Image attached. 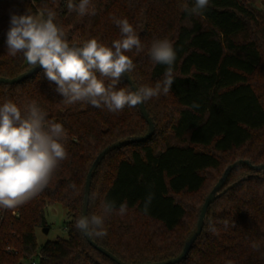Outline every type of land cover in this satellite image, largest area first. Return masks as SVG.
Instances as JSON below:
<instances>
[{
	"label": "trees",
	"instance_id": "16d2710c",
	"mask_svg": "<svg viewBox=\"0 0 264 264\" xmlns=\"http://www.w3.org/2000/svg\"><path fill=\"white\" fill-rule=\"evenodd\" d=\"M67 3L0 0V75L13 77L31 67L22 53L8 54L13 14L52 10L70 45L97 38L111 46L121 38L114 18L128 19L143 45L140 53H127L136 65L130 74L138 87L155 86L164 78L167 66L150 57L152 42H172L174 83L167 95L145 103L155 133L105 156L92 177L88 216L100 214L102 200L114 202L115 211L105 219L107 235L91 238L126 263L174 257L227 166L239 159L264 163V0L261 6L253 0H209L201 15L191 16L182 5L191 7L194 0H90L96 14L84 16L70 12ZM117 87L130 84L122 77ZM56 88L43 69L16 84L0 83V106L12 101L24 114L35 101L46 120L62 124L68 153L40 194L14 210L0 208V264H20L37 255L41 264H117L74 225L82 215L86 177L98 153L118 139L145 134L148 123L139 105L112 113L87 102L66 104ZM214 170L222 173L211 187ZM247 174L210 204L201 234L176 264H264V171L241 164L224 188ZM204 191L199 205L183 198ZM122 203L127 204L123 216L118 214ZM54 204L71 215L67 236L39 245L36 228L49 227L46 209Z\"/></svg>",
	"mask_w": 264,
	"mask_h": 264
},
{
	"label": "clouds",
	"instance_id": "9594fccd",
	"mask_svg": "<svg viewBox=\"0 0 264 264\" xmlns=\"http://www.w3.org/2000/svg\"><path fill=\"white\" fill-rule=\"evenodd\" d=\"M89 6L90 0H79L78 4L68 0L67 3L68 10L80 16L96 14L95 8ZM208 6L209 0H194L191 7L187 3L182 5L190 16L201 15ZM54 19L52 10L38 15L13 14L7 32V48L10 56L22 53L32 68L39 65L46 78L57 85L56 91L63 96L64 103L87 102L118 113L125 106L136 107L170 92L175 79L176 52L168 39L154 40L149 49L155 63L167 66L162 80L155 86L136 90L118 88L122 77L136 67L127 53L143 51L141 40L128 19L114 18L121 38L112 41L111 46L97 38L87 39L82 45H70L65 31ZM193 107L199 105L193 104ZM45 117L46 113L35 101L27 105L24 114L12 101L0 106V208L14 210L40 194L60 163L67 159L62 124ZM70 187L76 189L74 183ZM151 200L150 194L145 202V213ZM100 208V214L77 217L75 228L87 236H106L105 219L115 211L114 202L102 200ZM126 211L127 204L122 203L118 214L123 216ZM209 226L215 231L211 222Z\"/></svg>",
	"mask_w": 264,
	"mask_h": 264
},
{
	"label": "water",
	"instance_id": "95a60500",
	"mask_svg": "<svg viewBox=\"0 0 264 264\" xmlns=\"http://www.w3.org/2000/svg\"><path fill=\"white\" fill-rule=\"evenodd\" d=\"M41 69L42 68L39 65H37L33 68L30 67L26 71H23L22 73H20L16 76H13V77H5V76L0 75V83H5V84L19 83V82L29 78L33 74L37 73ZM123 78L130 84V87L132 88V90H136L138 88V85H137L136 81L134 80V78L131 74H129V75L125 74L123 76ZM139 108H140L142 115L144 116V118L146 119V121L148 123L147 132L143 135H133V136H127V137H123L121 139H118L117 141L107 145L103 150H101L98 153V155L94 159L93 163L91 164V167H90L88 174H87V177H86L84 199H83V205H82V215H88V205H89V197H90V188H91L92 177H93V174L96 171L97 167L101 163V161L105 158V156L108 153H110L111 151L115 150L116 148L121 147L122 145H127V144H130L133 142L146 141L149 138H151L153 136V134L155 133V124H154L153 119L149 115V112L146 108L145 103L140 104ZM241 164L248 165L251 169L255 170L257 173L260 171H264V163L253 164L252 162H250L247 159H239V160H236L235 162L229 164L227 166V168L224 170L222 176L218 179V181L216 182V184L214 185L212 190L209 192V194L205 198V200L201 206V209H200L198 220H197L196 224L194 225L193 229L191 230L190 234L186 238V241L184 243L182 251L174 257H171V258H168V259H165L162 261H158V262L143 263V264H176V263L183 261L187 257V255L189 254L193 244L195 243V241L197 240V238L199 237V235L201 234V232L203 230L207 211H208V207L210 206V204H212L218 197H220L222 194H224L227 190L233 188L238 182H240L241 180L246 179L250 176V174L244 175V177L242 179H240L237 182H234V183L228 185L226 188H224L226 181H227V178H228L229 174L231 173V171L235 167H237ZM44 231L48 232L49 227H44ZM84 236L86 237L87 241L94 248H96L97 250L102 252L104 255H106L107 257H109L113 261H115L117 264H129V263H126L125 261H123L121 258H119L117 255L112 253L110 250H108L104 246L98 244L96 241H94L91 238V236H87L85 234H84Z\"/></svg>",
	"mask_w": 264,
	"mask_h": 264
},
{
	"label": "rangeland",
	"instance_id": "374dc122",
	"mask_svg": "<svg viewBox=\"0 0 264 264\" xmlns=\"http://www.w3.org/2000/svg\"><path fill=\"white\" fill-rule=\"evenodd\" d=\"M254 3L258 6H261V0H253ZM228 155V154H227ZM210 176L209 183L212 185L217 180L216 178L222 173L220 170H214L212 171ZM96 192H99L96 191ZM205 191L201 194L192 195L189 193H186L183 195V198L190 203H194L199 205L200 200L202 199ZM46 216L47 220L49 222V231L45 232L44 227H37L36 228V236H37V242L39 245H42L47 240H54L58 237H66L67 236V230H66V222L71 219L70 213L61 205V204H54L50 205L46 209Z\"/></svg>",
	"mask_w": 264,
	"mask_h": 264
},
{
	"label": "built area",
	"instance_id": "2783aa9c",
	"mask_svg": "<svg viewBox=\"0 0 264 264\" xmlns=\"http://www.w3.org/2000/svg\"><path fill=\"white\" fill-rule=\"evenodd\" d=\"M20 264H41V256L37 255L34 258L20 262Z\"/></svg>",
	"mask_w": 264,
	"mask_h": 264
}]
</instances>
